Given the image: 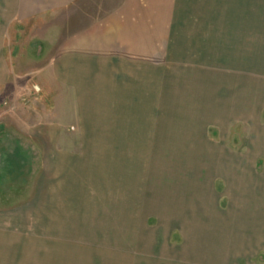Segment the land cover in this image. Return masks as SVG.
I'll return each mask as SVG.
<instances>
[{
	"label": "rangeland",
	"instance_id": "1",
	"mask_svg": "<svg viewBox=\"0 0 264 264\" xmlns=\"http://www.w3.org/2000/svg\"><path fill=\"white\" fill-rule=\"evenodd\" d=\"M192 2V21L171 8L157 103L100 87L79 108L52 78L57 42L95 16L8 27L0 264H264V85L248 107L227 80L201 81L248 50L264 73V0Z\"/></svg>",
	"mask_w": 264,
	"mask_h": 264
},
{
	"label": "crops",
	"instance_id": "2",
	"mask_svg": "<svg viewBox=\"0 0 264 264\" xmlns=\"http://www.w3.org/2000/svg\"><path fill=\"white\" fill-rule=\"evenodd\" d=\"M188 1L0 0V85L8 82L10 73L2 58L8 27L45 19L71 7L95 17L87 21L84 18L78 22L81 27L75 28L70 35H63V38L61 31H57L61 34L58 38L62 39L57 42V50L48 67L56 83L60 87L74 89L79 108L81 104L95 102L98 93L102 92L100 87L108 88L105 91L110 96H124L122 101H128L129 88L135 87L137 102L157 103L160 101L161 64L170 51L172 39L177 38L172 36L170 27L174 21V10L171 8L183 5L186 10L184 20L187 22L190 18L189 21H192L193 2ZM162 8H165V14H162ZM237 19L240 21V18ZM256 59L248 50L242 65L235 58L233 65L217 70L214 66L209 69L202 65L201 81L227 80L229 86L235 85L239 91L242 90L239 95L248 96L245 102L250 107V103L256 101L250 88L264 85V73ZM116 88L117 92L114 91ZM258 125L257 122L255 126Z\"/></svg>",
	"mask_w": 264,
	"mask_h": 264
}]
</instances>
